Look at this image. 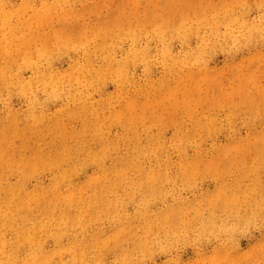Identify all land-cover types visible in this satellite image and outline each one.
<instances>
[{
    "label": "rangeland",
    "instance_id": "obj_1",
    "mask_svg": "<svg viewBox=\"0 0 264 264\" xmlns=\"http://www.w3.org/2000/svg\"><path fill=\"white\" fill-rule=\"evenodd\" d=\"M4 187L0 263L264 264V0H0Z\"/></svg>",
    "mask_w": 264,
    "mask_h": 264
},
{
    "label": "bare ground",
    "instance_id": "obj_2",
    "mask_svg": "<svg viewBox=\"0 0 264 264\" xmlns=\"http://www.w3.org/2000/svg\"><path fill=\"white\" fill-rule=\"evenodd\" d=\"M99 44H100V42H99ZM95 45H96V43H95ZM102 47V46H101ZM97 48V47H96ZM99 48V47H98ZM94 49H95V47H94ZM95 51V50H94ZM97 51H98V49H97ZM88 52V51H87ZM93 52V51H92ZM95 53V52H94ZM85 55V54H84ZM109 57V56H108ZM105 59H106V57H105ZM113 61V60H112ZM109 63V62H108ZM49 67V66H48ZM99 70V69H98ZM128 70V69H127ZM127 72V71H126ZM66 124V123H65ZM16 125V124H15ZM65 134H66V132H65ZM10 147V146H9ZM8 147V148H9ZM7 148V149H8ZM11 148V147H10ZM12 150V149H11ZM9 152V151H8ZM39 156V155H38ZM41 158H39L38 157V160H40ZM23 161V160H22ZM45 162V161H44ZM50 163V162H49ZM53 163V162H52ZM22 164H27V165H29V164H32V163H26V162H22ZM53 164H55V163H53ZM53 169V168H52ZM37 170V169H36ZM78 170V169H77ZM71 174V173H70ZM34 176V175H33ZM2 178V177H1ZM70 180V179H69ZM72 180V179H71ZM7 184V183H6ZM60 186V185H59ZM7 190H11L12 192H13V194L15 195L14 197L15 198H17V195L19 194V193H17V188L16 187H4V191H7ZM21 193V192H20ZM26 194H28V193H26ZM26 197H27V195H26ZM25 197V198H26ZM136 197V196H135ZM20 199V198H19ZM18 198L17 199H15V200H12V201H10V202H7L6 203V207H7V211L8 212H3V210H0V222L1 221H3L4 219H6V222H8V223H10L12 220H13V217H14V213H17V214H22V215H26V213H27V211H28V209H29V205L30 204H32L30 201H31V199H30V197H29V200L30 201H28V200H19ZM61 199V198H60ZM48 200V199H47ZM68 200L69 201H74V200H78V198H76L75 196H72V197H69L68 198ZM55 202H58V196L56 197V199L55 200H53V201H48V205H47V207H50V208H52V207H54V206H56V203ZM59 202H61V201H59ZM47 203V202H46ZM54 205V206H53ZM150 234V233H149ZM115 235V234H114ZM119 237V236H118ZM35 238V237H34ZM3 240V239H2ZM1 245L3 246V244H2V242H1ZM2 246L0 247V248H2ZM16 252H18V251H16ZM9 253V252H8ZM4 257V256H3ZM5 258V257H4ZM12 260L13 259H11V258H7L6 257V259H5V261L4 262H1L0 264H11V262H12ZM69 261V260H68ZM52 262V261H51ZM77 262V261H76ZM66 263V262H65ZM64 263V264H65Z\"/></svg>",
    "mask_w": 264,
    "mask_h": 264
}]
</instances>
